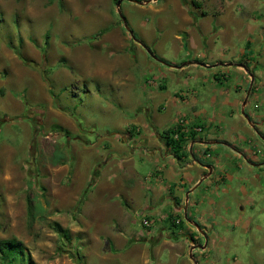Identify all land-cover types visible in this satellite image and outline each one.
<instances>
[{
	"label": "rangeland",
	"instance_id": "obj_1",
	"mask_svg": "<svg viewBox=\"0 0 264 264\" xmlns=\"http://www.w3.org/2000/svg\"><path fill=\"white\" fill-rule=\"evenodd\" d=\"M179 3L0 0V240L20 241L33 264H85V256L90 264L95 252H114L113 233L129 237L145 229L161 231L160 222L143 210L127 211L118 194L129 185L112 176L129 177L126 158L132 153L133 168L147 174L152 165L139 137L153 128L161 133L175 124L177 112H185L171 105L157 109L162 98L169 99L184 89L182 80H189L164 65L182 63L173 32L193 29ZM164 80L166 90L158 88ZM229 83L235 85L233 77ZM254 104L251 112H256ZM132 124L140 135L131 133ZM259 131L264 133V125ZM131 136L138 138L136 150ZM253 138L264 146L258 133ZM54 153L62 163H52ZM231 185L235 212L237 185ZM258 188L262 192L253 199L259 209L264 208V178ZM108 203L125 210L127 218L117 222L121 211L106 208ZM260 221L262 260L242 257L243 264H264V214ZM55 225L68 230L71 242L60 237ZM237 240L245 248L250 235L239 232ZM160 258L171 263L165 251Z\"/></svg>",
	"mask_w": 264,
	"mask_h": 264
},
{
	"label": "crops",
	"instance_id": "obj_2",
	"mask_svg": "<svg viewBox=\"0 0 264 264\" xmlns=\"http://www.w3.org/2000/svg\"><path fill=\"white\" fill-rule=\"evenodd\" d=\"M178 1L193 29L173 32L182 63L164 65L169 72L187 74L189 80L181 81L184 89L181 86L169 99L162 98L157 109L171 105L185 112H177L175 124L162 127L161 133L153 128L139 142L129 137L132 150L138 142L152 165L147 174L133 168L132 153L126 158L131 163L126 168L129 177L112 176L129 185L118 194L127 211L143 210L154 223L160 222L161 231L145 229L129 237L121 231L113 233L114 252L100 256L95 252L90 264H169L160 258L161 251L168 254L170 264H230L231 256L234 264H243L242 257L262 260L257 246L264 208L254 206L253 196L262 192L258 187L264 178V146L259 147L253 137L258 133L264 143L259 131L264 125L260 108L264 105V0H194L197 7L188 0L195 20ZM158 88L166 90L165 80ZM252 103L256 112L250 110ZM242 115L248 124H242ZM143 125L149 131L146 122ZM129 129L140 135L137 124ZM232 133L235 137L228 138ZM178 134L184 135V142L176 152L167 138L176 139ZM232 182L237 185L235 212ZM107 206L119 210L115 203ZM119 211L120 223L127 212ZM167 223L177 230L170 231ZM239 232L250 235L245 248L237 240ZM85 258L87 264L90 259Z\"/></svg>",
	"mask_w": 264,
	"mask_h": 264
},
{
	"label": "trees",
	"instance_id": "obj_3",
	"mask_svg": "<svg viewBox=\"0 0 264 264\" xmlns=\"http://www.w3.org/2000/svg\"><path fill=\"white\" fill-rule=\"evenodd\" d=\"M180 1L183 7L186 8V10L188 11L189 15L195 20V17L190 10V5H191L190 2H188V0H180ZM191 3L196 7L198 6L197 1L193 0ZM46 38H48V34H46ZM16 54L19 56L18 52H16ZM19 57L21 60L24 61V59L21 56ZM43 79L46 80V76H43ZM172 133L176 134L174 131H172ZM183 142H184L183 134H178L176 139H173L171 137L167 138L168 146H170L172 150L176 152H179L182 149ZM62 162H63V158L61 157V155L59 153H54L52 156V163L54 165H57ZM29 214L31 216V219L34 220V215L31 212V209L29 211ZM55 227H56V231H58L61 238L66 239L68 243L71 242L69 238L70 235L68 233V230L61 228V226L59 225H55ZM0 259L4 262V264H33L30 256L28 255V253H26V249L24 248L23 244L16 239L0 240Z\"/></svg>",
	"mask_w": 264,
	"mask_h": 264
},
{
	"label": "water",
	"instance_id": "obj_4",
	"mask_svg": "<svg viewBox=\"0 0 264 264\" xmlns=\"http://www.w3.org/2000/svg\"><path fill=\"white\" fill-rule=\"evenodd\" d=\"M133 2H134V1H133ZM119 5H120V2L117 3V7H119Z\"/></svg>",
	"mask_w": 264,
	"mask_h": 264
},
{
	"label": "built area",
	"instance_id": "obj_5",
	"mask_svg": "<svg viewBox=\"0 0 264 264\" xmlns=\"http://www.w3.org/2000/svg\"><path fill=\"white\" fill-rule=\"evenodd\" d=\"M145 225H147V222H144Z\"/></svg>",
	"mask_w": 264,
	"mask_h": 264
}]
</instances>
